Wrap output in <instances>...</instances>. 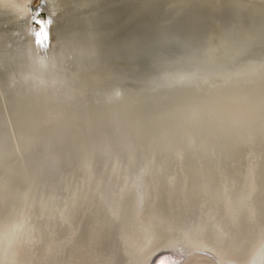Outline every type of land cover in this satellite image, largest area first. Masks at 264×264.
<instances>
[{"label":"bare ground","instance_id":"obj_1","mask_svg":"<svg viewBox=\"0 0 264 264\" xmlns=\"http://www.w3.org/2000/svg\"><path fill=\"white\" fill-rule=\"evenodd\" d=\"M33 6L0 0V264H264V0H43L46 49ZM100 12L196 26L120 78Z\"/></svg>","mask_w":264,"mask_h":264},{"label":"water","instance_id":"obj_2","mask_svg":"<svg viewBox=\"0 0 264 264\" xmlns=\"http://www.w3.org/2000/svg\"><path fill=\"white\" fill-rule=\"evenodd\" d=\"M39 1H40L39 2V5H40L43 0H39ZM122 7H120V8H122ZM120 8L118 7L117 9L119 10ZM38 9H40V15L38 18L46 21L47 20V14L44 11H42V9L40 7H38L37 5L33 6L32 12L34 13V11L38 10ZM111 14L112 13H109V15H107L106 13H102V12L97 13L96 15H93L92 18H90V17L87 18L85 25H86L87 31L89 33L91 31L94 32L95 30L97 33L99 31H101L103 33L102 35H103V39L105 40L106 50H109L110 51L109 53L112 54L113 57L116 55L115 57L120 61V62H117L116 60H114L115 63L113 61L111 62V64L113 66L121 68V69L118 68L120 70V71H118L120 73V78H122L121 76H125L126 74H129L131 76H141V73H143V74H145L144 76H146V74H153L154 73L153 71L156 69H158V70L162 69L161 64L164 61H166V58L165 59L162 58L161 55H159L157 58H154L155 56H153V54L157 48V44H156V42H154V40H153L152 45H150L149 47L146 48L148 50L147 51L148 53L147 52L145 53V51L144 52L141 51L143 49L140 47V45L142 46L143 38L148 37L147 35H149V37H151L150 34H153L154 35L153 37H155V39L161 38L163 40V43L165 44V40L167 41V38H170L171 36L175 35L176 32H178L177 33L178 36L175 37V39L170 38V39L174 40L175 44H177V40L184 36L183 33H188V34L190 33L191 34L190 31L183 30L184 28H191V27H194V25L196 26V22L188 24L187 22L190 21L189 19H188L189 21L184 23L180 20L181 18H179V20L176 21L175 26L170 28L169 30L164 31V33L161 30L159 31V34H158V32L156 33V29L158 28L156 24H155L156 27L151 25V27H149V29H148V28L142 26V29H139V30L135 29V31L133 32V31H130V29L128 31L127 26H123L125 24L124 16H120L119 20H118V18L113 19L111 17ZM163 14H164L163 12L160 14L156 13V15H155L156 17L154 18V22L157 23V19L159 17L162 18ZM34 25H35L34 27L36 28V24H34ZM143 29L144 30L146 29L147 31H142ZM160 35H161V37H160ZM109 40H110V42H108ZM112 40L115 41L114 43L117 42V44L115 46V50L113 48L114 43ZM131 41H134V43H132ZM123 44L129 46V51L127 53L123 51V48H122ZM240 46H243V44L240 42H235L234 49L235 48L239 49ZM119 47H120L121 54L118 53ZM106 50H105V55H107ZM192 51L196 52V49H192ZM1 54L4 55L5 57H7L6 52L2 53V51L0 50V55ZM197 54L199 55V57L201 58V60L203 62L209 59L208 55H205L204 52H203V54H204L205 59L202 57V55H200V53H197ZM142 55H144L143 58L141 57ZM182 55H183L184 59L188 60L187 64H191L192 60H191V57H189V56H191V54H187L186 52L182 51ZM113 57H111V60ZM159 60H160V62H159ZM194 60H196V58H194ZM209 62L207 63L208 66H210L212 64V62H211V64H209ZM124 66H125V68H124ZM211 66H213V65H211ZM144 67L146 68L145 72H143L141 70V69L144 70L145 69ZM116 71H117V68H116ZM138 72H141V73H138ZM162 257H170L173 259L174 256L171 254H168V253H162L160 255H157L151 264H159V260ZM174 259H177V258L174 257Z\"/></svg>","mask_w":264,"mask_h":264},{"label":"snow or ice","instance_id":"obj_3","mask_svg":"<svg viewBox=\"0 0 264 264\" xmlns=\"http://www.w3.org/2000/svg\"><path fill=\"white\" fill-rule=\"evenodd\" d=\"M43 7V5H42ZM40 9L34 11V23L38 25V30L35 32L36 36V43L41 46L42 48L46 49L48 47L49 41V28L51 27L52 21L51 19H47V21L39 19ZM181 255H183L182 249H177ZM159 264H183L182 260L179 259H172L170 257H162L159 260Z\"/></svg>","mask_w":264,"mask_h":264},{"label":"rangeland","instance_id":"obj_4","mask_svg":"<svg viewBox=\"0 0 264 264\" xmlns=\"http://www.w3.org/2000/svg\"><path fill=\"white\" fill-rule=\"evenodd\" d=\"M32 4L38 6V5H39V0H32ZM233 49H234V48H233ZM235 49H237V48H235Z\"/></svg>","mask_w":264,"mask_h":264}]
</instances>
